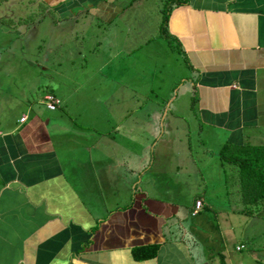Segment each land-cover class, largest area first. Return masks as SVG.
Masks as SVG:
<instances>
[{"label":"crops","instance_id":"1","mask_svg":"<svg viewBox=\"0 0 264 264\" xmlns=\"http://www.w3.org/2000/svg\"><path fill=\"white\" fill-rule=\"evenodd\" d=\"M20 1L24 14H11L20 22L31 7L45 13L37 24L91 13L109 26L136 0ZM6 16L1 10L2 40L17 33ZM167 16L168 44L154 45V64L173 55L174 67L162 64L160 76L181 78L190 115L173 102L118 111L106 105L102 121L96 104L86 105L76 112L92 113L83 130L70 116L73 95L46 91L43 99L53 94L68 114L52 116L56 109L46 107V119L36 112L0 122V264H264V245L245 251L242 242L253 241L258 213L240 214V198L229 202L226 183L209 190L210 162L220 160L224 144L264 148V0H185ZM193 128L219 133L221 145L199 156L186 147L179 158L171 145L188 142ZM152 246L154 259L133 256Z\"/></svg>","mask_w":264,"mask_h":264},{"label":"rangeland","instance_id":"2","mask_svg":"<svg viewBox=\"0 0 264 264\" xmlns=\"http://www.w3.org/2000/svg\"><path fill=\"white\" fill-rule=\"evenodd\" d=\"M163 2L136 0L107 26V23L99 21L91 13H82L74 21L67 19L52 22L47 16L37 24L39 14L44 11L31 7L27 8V19L20 22L15 16L11 17V14L15 9H18L15 15L18 11L19 15L24 14L22 2L0 0V11L7 13L3 18L4 23L17 31L6 36L5 40L1 39L0 34L1 42L9 40L8 45L3 47L0 43V122L4 123L5 118L11 120L13 116L19 118L22 114L32 118L36 112L47 111L43 99L46 91L58 97L65 93L73 95L70 116L83 130L87 126V121L82 122L83 117L87 116L91 122L92 113L86 110L79 114L76 112L86 105L96 104V117L102 116V121L105 120V109H101L106 105L108 110L113 107L114 111H118L121 107L127 109L144 106V109H149L173 102V105L182 107V115H190L187 107L192 102L191 95L184 92L185 86L180 88L181 78L175 81L173 78L160 76L165 70L162 69V64L167 68L174 67L173 55L171 59L157 61L158 67L154 64L160 57L154 45L157 42L168 44L167 38L159 32ZM49 16L56 17L54 13ZM23 25L31 30L34 25L38 26V33H34L33 37L28 36L30 33L23 32ZM68 25H73L71 30L66 29ZM150 49L152 55L148 54ZM108 54H112V59H109ZM123 67L124 72L121 71ZM110 73L115 75L113 80L106 76ZM87 97L91 98L84 102ZM66 113L68 114L62 104L58 105L54 112H50V115L59 116ZM119 114L115 119H124L121 114L125 115V112ZM43 116L47 118L46 114ZM192 119L193 114L190 120ZM191 130L188 142L183 138V144L171 145L173 150L176 147L179 158L187 152L186 147H190L192 154L198 156L204 149L215 152L216 148L220 147L222 140L219 133L213 135L212 131L204 130V133L199 135L198 129ZM202 139L204 144L199 142ZM86 155L84 153V156ZM210 165L214 172L210 174L212 185L209 190L226 183L229 193L231 192L230 202L236 194L232 190L231 169L223 165L218 158L212 160ZM236 195L239 196V193ZM211 201L215 207L218 206L216 198H211ZM257 213L258 216L252 220V232H255L253 241L244 237L242 239L246 245L245 251L258 250L264 245V233L261 232L264 226V209ZM252 221L244 232L252 227Z\"/></svg>","mask_w":264,"mask_h":264},{"label":"trees","instance_id":"3","mask_svg":"<svg viewBox=\"0 0 264 264\" xmlns=\"http://www.w3.org/2000/svg\"><path fill=\"white\" fill-rule=\"evenodd\" d=\"M184 1L164 0L165 8L163 9L164 12L162 11L159 29L160 34L164 37L168 36L166 32L168 12ZM46 95L54 96L51 93ZM218 157L221 163L227 165L233 173L232 189L233 187L237 188L233 190V193H239L240 196L242 204L240 214L252 216L257 211L264 209V148L252 147L251 145L237 147L226 143L219 151ZM256 208L259 209L256 210ZM157 249L158 246L136 248L133 250V256L138 260H151L156 257Z\"/></svg>","mask_w":264,"mask_h":264},{"label":"built area","instance_id":"4","mask_svg":"<svg viewBox=\"0 0 264 264\" xmlns=\"http://www.w3.org/2000/svg\"><path fill=\"white\" fill-rule=\"evenodd\" d=\"M44 101H45L46 107L49 110H55L57 108V106L60 104V101L52 95H46L44 97ZM25 120H26V116H23L20 119L21 122H24ZM200 206H201V203L199 201L196 202V208H199ZM241 248H242L241 246L237 247V250H239Z\"/></svg>","mask_w":264,"mask_h":264}]
</instances>
